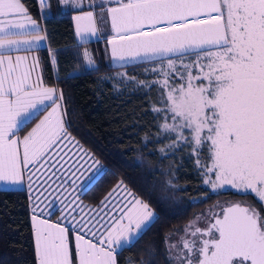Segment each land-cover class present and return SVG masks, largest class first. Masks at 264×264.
I'll return each instance as SVG.
<instances>
[{"label": "snow or ice", "instance_id": "1", "mask_svg": "<svg viewBox=\"0 0 264 264\" xmlns=\"http://www.w3.org/2000/svg\"><path fill=\"white\" fill-rule=\"evenodd\" d=\"M39 2L50 6V0ZM60 3L76 11L75 33L82 43L109 33L106 53L112 61L140 72H119L121 83L158 92L152 108L157 142L168 141L159 150L161 159L186 149L213 191L227 185L264 202V0ZM46 38L22 0H0V182L20 184L28 172L29 189L43 176L37 187L61 190L68 209L61 221L36 215L39 206H32L34 264H118V249L134 246L156 212L122 181L101 201L104 208L112 201L102 216L89 217L73 206L69 189L100 161L68 132L58 102L63 92L57 95L40 75L33 79L39 60L29 63V56ZM83 58L89 68L94 65L87 50ZM45 101L51 103L43 110L51 111L21 138L22 118ZM61 144L62 154L53 161L49 153ZM176 190L168 179L159 203L174 204ZM209 213L188 222L180 246L166 238L170 264H264V210L217 203ZM69 218L74 227L65 223Z\"/></svg>", "mask_w": 264, "mask_h": 264}, {"label": "trees", "instance_id": "2", "mask_svg": "<svg viewBox=\"0 0 264 264\" xmlns=\"http://www.w3.org/2000/svg\"><path fill=\"white\" fill-rule=\"evenodd\" d=\"M23 2L46 33L47 48L38 49L43 81L54 85L59 93L63 92L62 113L68 132L102 165V172L85 190L84 198L94 201L122 181L133 193L150 201L156 212L157 218L150 230H146L134 246L118 249V264H135L144 253L145 247L140 248L143 240L147 243L155 240L161 249L156 252L160 257L165 236L178 231L195 210L219 197L255 201L249 194L230 189L213 191L205 185L195 158L190 157L186 149L176 150L161 159L163 154L159 150L168 141L157 142L159 122L154 119L156 113L152 108L158 92L140 90L134 84L129 86L126 80L121 83L119 72L141 74L131 66L125 69L121 65H107L103 40L79 43L72 21L74 9L60 11L58 0H50V6L44 7L41 15L37 0ZM85 50L93 58L91 68L83 58ZM53 58L57 63H51ZM46 110L25 121L18 135L22 138ZM169 169L171 177L167 175ZM167 178L173 179L184 197L197 200L174 208L159 203L160 188ZM0 264H34L31 199L27 186L0 188ZM147 264L159 263L154 258Z\"/></svg>", "mask_w": 264, "mask_h": 264}, {"label": "rangeland", "instance_id": "3", "mask_svg": "<svg viewBox=\"0 0 264 264\" xmlns=\"http://www.w3.org/2000/svg\"><path fill=\"white\" fill-rule=\"evenodd\" d=\"M37 1H38V4H39L38 5L39 6V10H40V12H42L43 8H41L39 0H37ZM33 19H35L37 21V23L39 24L40 28L43 30L41 22L38 19H36V18H33ZM104 39L105 38H103V41L105 42L106 39L105 40ZM43 44H44V41L41 42V46ZM37 52H38V49H37V51L34 50L33 53L29 56V63H31V61L33 60L34 57L39 60ZM107 65L112 66L111 64H107ZM40 74L41 73H40V61H39V67L36 69L35 72H33V79L35 80L36 76L40 75ZM45 85L46 86H50V87H55L54 85H47V84H45ZM57 95H59L58 89H57ZM46 102L47 103H51L50 101H46ZM58 102L62 106L61 101H58ZM38 106H40V105H38ZM43 107L44 106H41V108H42L41 110L44 109ZM62 109L63 108L61 107V111H62ZM41 110H38L37 112H39ZM48 111H51V107H48V110H46L35 121L33 126L29 130H27L25 135L29 131H31V129L33 127H35V125L37 123H39L40 120L43 119L45 115H47ZM75 141H77V140L75 139ZM64 143L68 144L69 142L65 141ZM69 147H71V144H69ZM61 148H63V144L56 146V148L52 152L49 153L50 159H52L53 161L55 159H58L59 155L62 154V153H60V149ZM83 149L86 150L87 152L91 153L89 150L85 149L84 147H83ZM72 151H76V148L72 147ZM94 158H95V156H94ZM84 159L87 160L88 165H92V161L88 160L87 156H85ZM95 159H97V158H95ZM82 163H83V161H82ZM45 167H47V166L45 165ZM57 167H59V165ZM86 167H87V165H86ZM102 170L103 169H102V165L101 164L93 165L91 168L88 169V171H85L82 176H79V178L76 180V184L74 186V189H69V191L71 192V196L69 197V199L74 201V205L73 206H77V205L79 206L78 209H77L78 213H79V209L82 208L83 212L86 213L87 216H89V217H99V216H102L104 214V212H107L108 208H111V204H112L111 200L108 202V208H104V206L101 205V201L104 199V197L107 195V193L109 191H111V189L113 187H115L119 182H116L110 189H108L106 192H104V194L101 197H99L98 199H95L94 201L93 200L89 201V200H86L84 198L85 190L92 184V182H94L96 180V178L100 175ZM50 171L54 172V171H56V169H51ZM28 174H29L28 172L25 173V178H24L23 182L20 183V185H18L19 187H22L25 184V186H27V188H28V183H29L28 179H27ZM90 176L92 177V179H89ZM43 179H45V177H43V176L40 177V180L36 181L33 184V189H29L28 188L29 193H30V197H34V198L31 199V209H32L33 204H38L39 207H38V211H37L36 215H38V216H40V217H42L44 219H48L51 222L61 221L62 217L65 216L67 214V211H68V209L65 208V201L63 199V196L60 195L61 190L59 188H56L55 184L52 185V188H56L55 191H52L51 188H47V186H45L44 188L37 187V184H39L40 181H42ZM167 180H168V178L165 179L162 182V187L165 185ZM123 186H126V185L123 184ZM126 188L129 189L127 186H126ZM161 188H160V190H161ZM178 188H179V186L176 185V189L177 190L175 191V194H174V197H173L174 204H170V206L172 208L181 206V205L185 204L186 202H195L197 200L196 197H184L179 192ZM222 189H230V190H233V191L237 192L235 189H232L230 186H227V185L225 186V188H222ZM121 194H123V193H121ZM162 194L163 193L161 192V195ZM247 194L251 195L255 201H251V200H249L247 198H241V197H239V198L219 197L216 200H214L213 202H211L209 204H205L203 207L198 208L197 210H195L193 215L181 226V228L178 231L168 233L165 236L164 249H163V253H162V255H160V257L157 256V254H156V252L160 249V247H158V244L155 242V240L153 241L151 239L148 243L145 240L141 241V246L142 247H140V248H144L145 247V249H143V251H142L144 253L142 255H140L141 258L137 262H134V263L135 264H141V261H145V262L148 263V262H150L151 260H153L155 258V261H158L159 264H162V263L163 264H170L169 259H168V254H167L168 244L165 243L166 238L168 240V243L176 244L177 246H180V243H181L180 237L184 235V231L183 230L187 226L188 222L193 220L195 217L199 216L200 214H204L206 216L211 215L209 213V209L213 208V206L216 205L217 203L225 204V203H232V202L236 201V202H239V203L245 204V205L250 204V205L254 206L258 211L264 210V202H260L258 200V198L255 196V194L251 193L250 191ZM169 195H171V193H169ZM35 197H38V199H35ZM167 206H169V205H167ZM101 209H103V211H101ZM216 211H219V209H216ZM32 215H33V213H32V210H31V216ZM65 223L68 226H70V227H74L75 226V224H74V222L72 221L71 218H69V220L66 221ZM32 225H33V222H32ZM33 235H34V231H33ZM86 238H91V237L89 236V237H86ZM160 251H161V249H160Z\"/></svg>", "mask_w": 264, "mask_h": 264}, {"label": "crops", "instance_id": "4", "mask_svg": "<svg viewBox=\"0 0 264 264\" xmlns=\"http://www.w3.org/2000/svg\"><path fill=\"white\" fill-rule=\"evenodd\" d=\"M22 2H23V0H22ZM24 3V2H23ZM26 7V6H25ZM57 7H58V9L60 10V11H66V10H70V9H72V8H70L69 6H66V5H64V4H62V3H60V0H58V4H57ZM27 8V7H26ZM41 13V12H40ZM30 14V13H29ZM42 14V13H41ZM31 15V14H30ZM74 15H76V13H74L73 14V16H72V21H73V25H74V30H75V21H74V19H73V17H74ZM32 18H34V17H32ZM41 25H42V23H41ZM42 28H43V26H42ZM107 35H109V33H103V34H100L99 35V38H97V37H90L89 39H87V41L86 42H88V41H94V40H103V38H105ZM75 36H76V39H77V41L80 43L81 42V39H80V37H78L77 35H76V33H75ZM105 36V37H104ZM105 40V39H104ZM41 47H46L47 48V41H46V39L44 40V44L41 46ZM41 47H39V48H41ZM38 48V49H39ZM107 48H109V46L107 45V43H106V41L104 42V54H105V62L107 63V64H111L112 66H116V65H121L120 64V62H116V61H112V59H111V56H110V53H106V49ZM36 51H37V49H36ZM38 54V58H39V52H37ZM109 62V63H108ZM40 73H41V66H40ZM40 76H42V74H40ZM43 79V78H42ZM44 82V81H43ZM45 84V83H44ZM50 103H47L46 101H45V105H40V106H38L37 105V109L38 110H41L42 108H41V106H44L43 108H45V106L46 105H49ZM38 110H32L33 111V114H35ZM33 114L32 115H30L29 117H24V118H22V119H24L25 121H27L31 116H33ZM22 125V124H21ZM20 125V126H21ZM18 185H20V184H16V185H11V184H6V183H3V182H0V188H22V187H24L25 186V184L22 186V187H19Z\"/></svg>", "mask_w": 264, "mask_h": 264}, {"label": "water", "instance_id": "5", "mask_svg": "<svg viewBox=\"0 0 264 264\" xmlns=\"http://www.w3.org/2000/svg\"><path fill=\"white\" fill-rule=\"evenodd\" d=\"M232 203H239V202H236V201H235V202H232Z\"/></svg>", "mask_w": 264, "mask_h": 264}, {"label": "flooded vegetation", "instance_id": "6", "mask_svg": "<svg viewBox=\"0 0 264 264\" xmlns=\"http://www.w3.org/2000/svg\"><path fill=\"white\" fill-rule=\"evenodd\" d=\"M101 40V39H100Z\"/></svg>", "mask_w": 264, "mask_h": 264}]
</instances>
